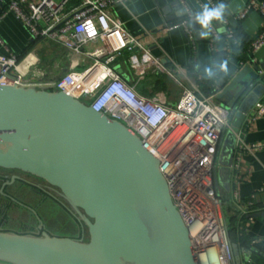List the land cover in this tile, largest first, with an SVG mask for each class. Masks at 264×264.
<instances>
[{
  "label": "water",
  "instance_id": "1",
  "mask_svg": "<svg viewBox=\"0 0 264 264\" xmlns=\"http://www.w3.org/2000/svg\"><path fill=\"white\" fill-rule=\"evenodd\" d=\"M217 89L238 132L264 93V64L245 63ZM0 166L58 186L89 231L84 240L0 230V264H200L159 159L138 134L66 91L0 84ZM232 246L233 264L249 259Z\"/></svg>",
  "mask_w": 264,
  "mask_h": 264
},
{
  "label": "built area",
  "instance_id": "2",
  "mask_svg": "<svg viewBox=\"0 0 264 264\" xmlns=\"http://www.w3.org/2000/svg\"><path fill=\"white\" fill-rule=\"evenodd\" d=\"M125 1L7 0V10L22 20L33 41L54 42L66 48L74 59L82 54L83 58L85 55L95 58L83 68L72 61L53 78L36 79L35 76L43 75L37 69L41 60L37 51L32 48L18 54L6 46V51L0 52V84L66 91L138 134L143 145L159 159L173 201L189 227L199 257H207L211 249H215L220 252L222 264H232L234 254L224 199L216 184L218 152L230 127L232 109L226 108L215 92L204 93L195 83L185 87L179 100L170 104L164 94L154 97L141 94L120 75L112 63L126 50L127 61L142 75L152 66L172 77L177 76L176 67L164 65L113 13L114 5ZM179 1L182 17L167 22L164 29L182 27L192 35L191 20L203 10L195 14L186 0ZM208 2L209 8L220 5L217 0ZM253 9L264 13V0H248L236 17L243 19ZM5 12L0 14V21ZM223 23L224 30L213 21L207 29L212 49L223 35L228 38L236 35L228 18L225 17ZM97 39L104 44L92 50L84 48L85 44ZM0 42L4 44L1 37ZM263 45L264 25L253 38L250 51L255 52ZM53 54L57 58L63 55L57 49ZM263 113L264 93L247 112L244 121L250 123ZM235 134L234 165L238 166L241 150L261 148L264 141L247 143L240 131ZM231 196L244 213L256 205L255 193L245 200H241L236 191Z\"/></svg>",
  "mask_w": 264,
  "mask_h": 264
},
{
  "label": "crops",
  "instance_id": "3",
  "mask_svg": "<svg viewBox=\"0 0 264 264\" xmlns=\"http://www.w3.org/2000/svg\"><path fill=\"white\" fill-rule=\"evenodd\" d=\"M217 1L226 6L224 18H228L234 25L236 35L234 38L223 35L218 40L215 49L211 47L209 31L203 29L195 18L191 20L192 35H189L182 27L164 29L167 22L182 17L179 0H127L124 3L115 4L113 13L124 21L126 27L143 45L149 47L151 53L157 56L164 65L176 67L177 76L172 77L165 72L155 70L152 66L151 70H147L142 75L127 61L126 50L113 60V66L141 94L150 97L164 94L168 103L175 104L181 97L183 89L192 83L197 84L204 93H217V84L220 80L228 78L245 63L264 64V45L255 52L250 51L253 38L264 25V13L259 9H253L245 18L238 19L236 14L244 8L248 0ZM186 2L195 14L201 12L204 6L209 5L208 0H186ZM4 10L6 12L0 21V37L4 40V44L0 42V52L6 51V46L18 54H24L34 48L41 58L37 69L40 74L43 73V75L35 76L36 79L53 78L54 74L62 68L70 66L72 61L78 62L79 66H84L94 60V56L85 54V58L82 57V54L81 57L74 59L66 48H60V45L58 48L54 42L48 40L35 41L29 49V44L33 40L28 28L12 11L7 10V0H0V14ZM213 23L224 30L223 21L213 20ZM103 44L102 40L97 39L85 44L84 48L92 50ZM54 49L61 51L63 55L57 58L53 54ZM216 51L225 55L223 64H227V71H224L222 67L215 71ZM208 69H211V75H209ZM239 131L247 143L264 141V113L250 123L243 121ZM233 145L234 148H232ZM235 148L236 134L228 128L224 134L216 162L217 190L225 197L224 206L225 204L230 205L231 212L227 215L228 220L235 212L237 213L234 218L233 227H235L231 231L232 225H230L228 229L229 235L231 234L232 238L246 237V248L240 247L243 254L248 257L253 253L257 258L253 264H264V216H249L253 212H264V146L254 150H241L238 166L234 165ZM234 191L238 193L241 200L248 199L255 193L256 205L244 213L239 207V203L231 196ZM44 212L51 213L46 210ZM67 213L71 216L70 219L67 217L65 219V216L62 215V221H59V227L63 230H55L56 228L49 225L54 222L53 218L49 217L47 220L42 217L43 219L36 227L32 225L22 231L16 228L6 231L35 235L47 232L53 235L81 237L86 240L85 233L88 226L81 213L75 207ZM74 224L78 226L77 232H72L75 228ZM42 229L44 230L42 231Z\"/></svg>",
  "mask_w": 264,
  "mask_h": 264
},
{
  "label": "rangeland",
  "instance_id": "4",
  "mask_svg": "<svg viewBox=\"0 0 264 264\" xmlns=\"http://www.w3.org/2000/svg\"><path fill=\"white\" fill-rule=\"evenodd\" d=\"M51 55H53L50 52ZM50 55V56H51ZM55 55V54H54ZM79 68H83V66H79ZM17 169V168H15ZM4 170H8L7 172H13L14 168H8L4 166H0V172H6ZM32 177V176H31ZM34 180H46L45 178L37 175V178L32 177ZM39 178V179H38ZM2 179H0V230H8V229H19L24 230L28 229L30 226H37L40 224L41 219H47L50 217V219L53 218V223H49V225L53 228H56L55 230H63V228H60V222L62 221V215L70 219V215L67 213L66 210L63 209L61 205L56 203L55 201L51 200L49 197L42 196V194H38L35 190H33L29 185L23 184L22 186H9L7 187L6 191L14 194L15 197L19 200H27L29 204L33 205H24L23 202L19 200V202L15 199L13 200L12 205H7L8 201L6 197L1 193L3 191L2 189ZM21 187V188H20ZM17 193V195H16ZM45 199V201L41 204V202ZM229 204H225L224 211H225V219L226 224L229 229L230 224L228 220V213L231 211L229 210L230 207ZM51 212V213H45L44 211ZM142 213L149 223L152 233L156 236V229L154 221L149 214L147 210L142 208ZM43 217V218H42ZM61 219V220H60ZM48 220V219H47ZM58 223V225H57ZM75 228L72 232H75L78 226L76 224ZM25 226V227H24ZM71 229V228H70ZM77 232V231H76ZM153 235V236H154ZM86 240L89 237L88 230L85 233Z\"/></svg>",
  "mask_w": 264,
  "mask_h": 264
},
{
  "label": "flooded vegetation",
  "instance_id": "5",
  "mask_svg": "<svg viewBox=\"0 0 264 264\" xmlns=\"http://www.w3.org/2000/svg\"><path fill=\"white\" fill-rule=\"evenodd\" d=\"M4 172H0V179H2V189L1 193L6 197V199L10 202L7 203L10 206L13 203V200H19L24 203V205H30L27 200H21V198L18 200L17 197L14 196V194L7 192L6 189L9 186H22L23 184L29 185L33 190H35L38 194H42V196L49 197L51 200L55 201L59 205H61L65 210L72 211L74 206L63 197V195L60 192V188L52 183H50L47 180H34L32 177L37 178L36 174H33L28 171H24L21 169H15L13 172H7L8 170H4ZM32 176V177H31ZM39 179V178H38ZM21 188V187H20ZM17 195V193H16ZM45 199L41 202V204L45 201ZM65 200V201H64ZM44 229H42L43 231ZM53 235V234H52Z\"/></svg>",
  "mask_w": 264,
  "mask_h": 264
},
{
  "label": "clouds",
  "instance_id": "6",
  "mask_svg": "<svg viewBox=\"0 0 264 264\" xmlns=\"http://www.w3.org/2000/svg\"><path fill=\"white\" fill-rule=\"evenodd\" d=\"M226 6L224 4H220L215 8H209L208 6H204L203 12L198 14L195 19L202 26L203 29H209L210 24L213 20L223 21L224 12ZM204 35V33H202ZM224 71H227V64L221 65ZM209 75H211V69L207 70Z\"/></svg>",
  "mask_w": 264,
  "mask_h": 264
},
{
  "label": "trees",
  "instance_id": "7",
  "mask_svg": "<svg viewBox=\"0 0 264 264\" xmlns=\"http://www.w3.org/2000/svg\"><path fill=\"white\" fill-rule=\"evenodd\" d=\"M218 42V41H217ZM35 43V41L33 42H31L30 44H29V49L33 46V44ZM28 50V49H27ZM215 56H216V63H215V65H216V70L215 71H218V70H220V68H221V65L223 64V62H224V60H225V55L222 53V52H220V53H218L217 51L215 52ZM223 199H224V201H225V197H223ZM237 216V213L235 212V214L234 215H232L230 218H229V224L230 225H232L231 226V231H232V229L235 227H233V225H234V218ZM235 230V229H234ZM230 236H231V240L232 241H235V242H237L238 244H239V246L240 247H242V248H246V244H247V238L246 237H240V238H232V235L230 234ZM257 260V258H256V256H254L253 255V253H251V255H250V257H249V259H247V260H244V264H253V262L254 261H256Z\"/></svg>",
  "mask_w": 264,
  "mask_h": 264
},
{
  "label": "bare ground",
  "instance_id": "8",
  "mask_svg": "<svg viewBox=\"0 0 264 264\" xmlns=\"http://www.w3.org/2000/svg\"><path fill=\"white\" fill-rule=\"evenodd\" d=\"M200 264H222L220 252L216 251L215 249H211L207 257H200Z\"/></svg>",
  "mask_w": 264,
  "mask_h": 264
}]
</instances>
